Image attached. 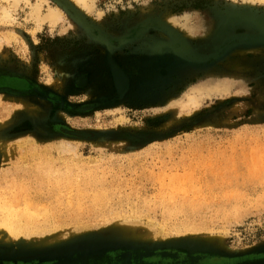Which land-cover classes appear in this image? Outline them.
I'll use <instances>...</instances> for the list:
<instances>
[{"label": "rangeland", "instance_id": "374dc122", "mask_svg": "<svg viewBox=\"0 0 264 264\" xmlns=\"http://www.w3.org/2000/svg\"><path fill=\"white\" fill-rule=\"evenodd\" d=\"M38 1L0 0V264L264 262V1Z\"/></svg>", "mask_w": 264, "mask_h": 264}, {"label": "bare ground", "instance_id": "6f19581e", "mask_svg": "<svg viewBox=\"0 0 264 264\" xmlns=\"http://www.w3.org/2000/svg\"><path fill=\"white\" fill-rule=\"evenodd\" d=\"M18 0H13V4H15ZM77 2L81 3L84 5L85 8L87 9H91L93 7V5L95 4L96 0H76ZM244 2H253V1H258V2H261V1H264V0H243ZM45 2V0H39L37 2V5L33 8L32 12L33 14L36 16V20L39 21V22H42L43 21H46L47 23H49L50 25H54L56 23V21L58 20V18H60V14L58 12V10H54V9H48L47 13L46 14H39V10H40V4ZM2 15H3V18L4 19H10V15H9V12H7V10H3L2 9ZM187 18V17H186ZM184 25V24H183ZM185 27V26H184ZM191 31V30H190ZM189 32V31H187ZM190 33V32H189ZM181 48V47H180ZM185 48V47H184ZM181 50V49H180ZM183 51V50H182ZM185 51V50H184ZM181 52V51H179ZM187 52V51H186ZM176 54V52H174ZM188 54V53H187ZM185 56V55H184ZM188 56L190 57V55L188 54ZM187 56V58H188ZM178 57V56H177ZM180 57V56H179ZM181 58V57H180ZM193 59V57H191ZM189 58V59H191ZM187 59V60H189ZM196 61H198L196 58H194ZM203 59V58H202ZM194 60V61H195ZM200 60V59H199ZM195 61V62H196ZM118 72L115 73V75L117 74ZM122 78V77H121ZM119 79V78H118ZM120 81V79H119ZM122 82V80H121ZM124 82H125V79H124ZM60 150H63V149H67V148H71L69 146H63L61 145L60 147H58ZM5 206H8L10 207V205H5ZM11 208V207H10ZM9 212V211H8ZM19 214V213H18ZM22 213H20L21 215ZM16 217V216H15ZM2 219H3V222H2ZM11 220V219H10ZM10 220H8L7 216H1L0 217V246H4L5 243H8L9 240L11 241L14 237L17 236L18 233H21L22 230V227L15 224V222L17 223L18 220H15L14 221V224L9 223ZM145 238V240H149V236H145L143 237ZM7 241V242H5ZM25 250V249H23ZM18 251H22V250H18ZM23 252V251H22Z\"/></svg>", "mask_w": 264, "mask_h": 264}, {"label": "water", "instance_id": "95a60500", "mask_svg": "<svg viewBox=\"0 0 264 264\" xmlns=\"http://www.w3.org/2000/svg\"><path fill=\"white\" fill-rule=\"evenodd\" d=\"M258 264H264V262H262V263H258Z\"/></svg>", "mask_w": 264, "mask_h": 264}]
</instances>
